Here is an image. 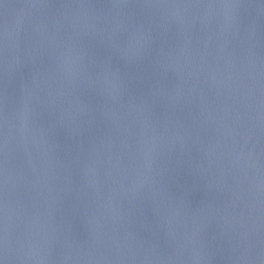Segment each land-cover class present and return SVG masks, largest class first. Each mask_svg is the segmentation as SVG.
Wrapping results in <instances>:
<instances>
[{
  "label": "water",
  "instance_id": "1",
  "mask_svg": "<svg viewBox=\"0 0 264 264\" xmlns=\"http://www.w3.org/2000/svg\"><path fill=\"white\" fill-rule=\"evenodd\" d=\"M0 264H264V0H0Z\"/></svg>",
  "mask_w": 264,
  "mask_h": 264
}]
</instances>
